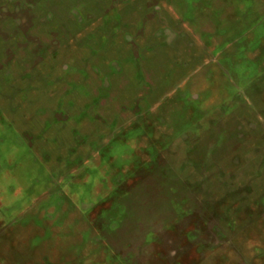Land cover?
Returning <instances> with one entry per match:
<instances>
[{
  "label": "rangeland",
  "instance_id": "obj_1",
  "mask_svg": "<svg viewBox=\"0 0 264 264\" xmlns=\"http://www.w3.org/2000/svg\"><path fill=\"white\" fill-rule=\"evenodd\" d=\"M0 264H264V0H0Z\"/></svg>",
  "mask_w": 264,
  "mask_h": 264
}]
</instances>
